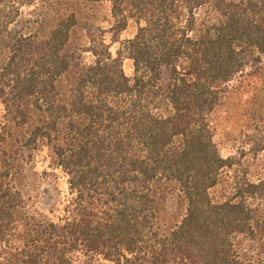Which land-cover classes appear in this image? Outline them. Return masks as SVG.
<instances>
[{"label": "trees", "instance_id": "trees-1", "mask_svg": "<svg viewBox=\"0 0 264 264\" xmlns=\"http://www.w3.org/2000/svg\"><path fill=\"white\" fill-rule=\"evenodd\" d=\"M102 2L111 33L139 24L116 52L106 31L75 47L73 12L47 35L23 19L32 6ZM0 101L9 138L54 145L70 195L56 221H37L0 134V264H264V183L242 178L216 141L219 119L249 105L248 142L264 152V0H0ZM172 186L187 213L163 233ZM243 237L261 241V257L240 258Z\"/></svg>", "mask_w": 264, "mask_h": 264}, {"label": "rangeland", "instance_id": "rangeland-1", "mask_svg": "<svg viewBox=\"0 0 264 264\" xmlns=\"http://www.w3.org/2000/svg\"><path fill=\"white\" fill-rule=\"evenodd\" d=\"M230 1L239 3L244 0ZM58 11L60 16L73 12L79 19L80 24L73 30L71 37V42L75 47L86 46L90 38L89 34L92 33L99 37L101 32L106 31L105 40L113 52H116L119 43L132 39L139 29V24L130 19L124 31L118 35L111 33L110 28L114 24V20L109 2L72 3L67 7H58L54 10L32 6L23 10V19L34 31H38L41 35H47L55 26ZM40 16H46L49 19L41 23ZM124 70L128 76H132L133 68L130 61H125ZM241 110H245V117L239 115V117L230 116L227 118V115H223L219 119L216 141L224 158L230 156L239 158L241 166L238 172L242 178L251 183H264V152L255 153L252 150V144L248 142L249 138L257 136L254 134V120L249 121L252 113L249 112V105L242 107ZM33 118L36 121V117ZM5 123L4 106L0 101V134L7 137L3 148L14 160V169L11 175L13 184L22 194L29 212L35 215L37 221L42 223L56 221L63 214L70 195L68 177L57 165L54 145L42 139L39 140L34 151L27 150L21 143L23 132L13 129V139L9 138ZM224 187L225 185L215 191L217 198H221L222 193H225ZM186 213L187 203L178 187L172 186L167 189L159 219L162 232H170L182 222ZM236 249L244 261L256 260L261 257L263 252L261 241L244 237L237 241Z\"/></svg>", "mask_w": 264, "mask_h": 264}]
</instances>
